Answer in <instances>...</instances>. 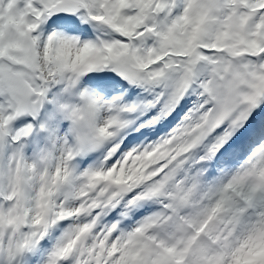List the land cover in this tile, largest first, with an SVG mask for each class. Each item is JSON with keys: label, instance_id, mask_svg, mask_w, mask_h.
I'll return each instance as SVG.
<instances>
[{"label": "snow or ice", "instance_id": "1", "mask_svg": "<svg viewBox=\"0 0 264 264\" xmlns=\"http://www.w3.org/2000/svg\"><path fill=\"white\" fill-rule=\"evenodd\" d=\"M0 264H264V0H0Z\"/></svg>", "mask_w": 264, "mask_h": 264}]
</instances>
